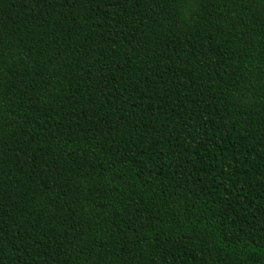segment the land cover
I'll return each instance as SVG.
<instances>
[{"label": "trees", "instance_id": "1", "mask_svg": "<svg viewBox=\"0 0 264 264\" xmlns=\"http://www.w3.org/2000/svg\"><path fill=\"white\" fill-rule=\"evenodd\" d=\"M0 264H264V0H0Z\"/></svg>", "mask_w": 264, "mask_h": 264}]
</instances>
